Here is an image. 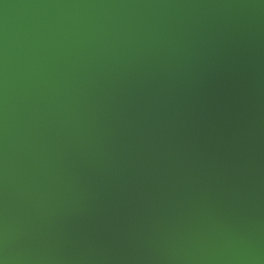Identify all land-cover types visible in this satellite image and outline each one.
Returning a JSON list of instances; mask_svg holds the SVG:
<instances>
[{"label":"water","instance_id":"95a60500","mask_svg":"<svg viewBox=\"0 0 264 264\" xmlns=\"http://www.w3.org/2000/svg\"><path fill=\"white\" fill-rule=\"evenodd\" d=\"M0 264H264V0H0Z\"/></svg>","mask_w":264,"mask_h":264}]
</instances>
